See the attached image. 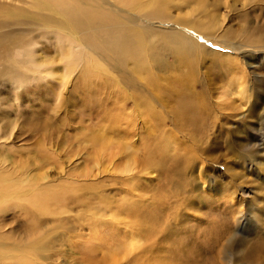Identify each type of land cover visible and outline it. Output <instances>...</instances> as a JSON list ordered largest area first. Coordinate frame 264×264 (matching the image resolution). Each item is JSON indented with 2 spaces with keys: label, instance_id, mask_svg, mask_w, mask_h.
<instances>
[{
  "label": "rangeland",
  "instance_id": "374dc122",
  "mask_svg": "<svg viewBox=\"0 0 264 264\" xmlns=\"http://www.w3.org/2000/svg\"><path fill=\"white\" fill-rule=\"evenodd\" d=\"M36 1L11 0L16 4L13 10L18 16L10 22L12 36L22 42L35 39L38 42L47 25L43 26L36 18L54 24L47 16L53 13L52 8L58 5L62 10L68 5L66 1L60 5L57 0H40L39 5L50 7L46 11L41 7L34 9ZM116 5L123 8L121 4ZM168 6L170 21L162 27L156 22L151 26L188 28L181 32L194 40L191 42L197 48L186 56V59L193 57L192 67L198 73L196 82L185 85L183 75H188L192 68L185 59L180 64L181 58L170 51L156 53L148 68L136 66L134 59L122 65L116 58L113 60L99 51L98 63H103L104 70H91L87 60L79 63L81 66L77 64V68L64 70L68 76L61 83L50 77L38 78L24 86L8 85L9 90L2 92L0 99L8 104L0 114L13 111V118L23 117L25 131L36 129L34 135L38 141L41 139L38 146V141L28 135L31 140L23 152V160H19V154L14 155V158L19 156L17 163L27 164L32 175L48 172L53 179L44 182L45 186L57 185L65 198L73 194V188H83L82 198L90 205L89 209L84 206L85 209L71 214L76 244L71 246L76 248L63 251L65 257L59 264H193V261L194 264H255L260 255L259 260L264 261V0H170ZM85 7L91 9L90 5ZM141 18L142 24H148ZM189 23L197 27H189ZM162 36L158 39L153 35L155 45H159ZM83 41H87L85 36ZM48 56L56 57L61 68L69 67L66 60L58 57L62 53L57 54L55 48H48ZM184 86L187 87L182 89ZM240 87L244 88V97L239 95ZM170 90L174 95L172 100ZM145 102L147 107L143 105ZM172 104H189L206 116L212 115L217 129L206 133L179 129L176 122L180 118ZM18 108L22 110L20 113L16 111ZM128 144L137 152V168L122 175H136L139 185L134 199L123 200L124 196L119 197L117 192L116 196L114 189L116 182L126 184L129 180L128 177L125 182L121 181V170L116 169L127 162L131 153L125 146ZM35 159H39L37 163H31ZM193 162H199L196 171L205 166L207 172L201 179L185 173L189 187L177 191L175 185H182L179 181L182 166L190 169ZM109 194L114 200L113 209ZM117 201L123 203L122 207L139 209L142 219L147 214H157L158 225L152 230L148 228L150 234L144 240L139 237L142 242L135 248L125 243L122 230L108 234L99 226L92 227L94 217L103 220L121 208ZM10 205L23 207L24 214L32 211L42 219L48 218L47 213H42L44 209H34L28 201L16 200ZM59 209L50 214L59 218ZM233 210H240L244 215L231 231L230 239L234 238L239 245L230 247L232 251L227 247L223 260L217 263L215 257L221 252L216 254L208 248L205 234L213 235L217 217L229 215ZM204 215L207 220L200 222ZM192 225H197L194 232L188 231ZM112 238L118 242L114 243Z\"/></svg>",
  "mask_w": 264,
  "mask_h": 264
},
{
  "label": "bare ground",
  "instance_id": "6f19581e",
  "mask_svg": "<svg viewBox=\"0 0 264 264\" xmlns=\"http://www.w3.org/2000/svg\"><path fill=\"white\" fill-rule=\"evenodd\" d=\"M57 1L60 3V5L63 4L64 1H66L68 2L67 3L68 5H65L63 9L61 8L62 10H59L58 5H56L55 9L52 8L53 13L54 12L55 13L54 14L51 13L47 16L48 19H53L51 21H53L52 23L54 24L48 23L47 20H41L39 18H36L38 22L43 24V26L47 25L46 28L48 29L46 30L45 28L44 30L45 32L42 31V35L38 37L39 38L38 42H36V39L34 41L28 39L30 42H26V41L22 42V40L12 36L13 29H11L12 27L10 24V22L14 21L16 17L18 18V16H16V13H14L15 10H13L16 4L14 5L13 3H11V0H4V1L0 0V97L2 96L3 91H5L6 89L9 90L10 87L8 85L11 86L13 84V87L19 85L24 86L29 84L33 80H37L38 78L42 79L45 77L46 78L50 77L51 79L61 83L68 76V74L64 72V70L66 71L72 69L74 66L76 67L77 64L87 60H89L91 63V70L93 68H99L104 70V68L102 67L103 63L102 64L98 63L99 61L97 57L99 55V51H104L105 52L104 55L106 56L108 55L113 60L116 58V60L119 61V63H122V65L128 62L129 59L132 60L134 59V62H136V66L139 65L143 66L142 68L149 67L152 59L157 56L156 53L163 54V52L170 51L179 60L181 58V61H179L180 64H183L184 62L182 61V59H185L187 61V64L192 68L190 69L188 75H183L184 78L183 80L185 85H189V83L193 81L196 82V80L198 79V73L193 69L191 63V59L193 57H189V59H186L187 55H190L192 51L197 49L195 48L196 46H193L191 42L192 39H189V37L186 38V36L182 35L181 31H186V30L188 31V28L179 29L176 28L175 25L172 26L171 28H166V29L160 28V26L162 27L163 25H165L167 22L170 21L169 13L167 12V8L169 7L168 5L170 3V0H117V2L116 0L113 1L89 0V2H87V0H57ZM38 2H40V0H37L34 3L35 5V7L33 6L34 9L36 7H41V8H46L47 11V9L50 8L45 6L46 4L41 6L39 5ZM116 3L121 4L123 8L118 7ZM86 5H90L91 9L87 10L85 7ZM127 12H130L131 14ZM134 12H136L135 15L132 14ZM141 17H143L144 20H147L148 24L146 23L142 24L140 20ZM153 22H156L157 24H161V25L160 26L158 25L159 27H157V25L156 27H153L151 26ZM61 23H63V25ZM188 26L194 28L197 27V26L195 27V24L192 25V23H189ZM153 35H157L158 39L160 36L163 35L162 40L158 42L159 43L158 46L155 45L156 43L153 40ZM83 36H85V40L87 38V41H83ZM84 42H86V44H84ZM49 47L55 48L57 54L62 53V56H58V57H60L61 60L64 61L66 60L69 67L63 69L56 61V57L55 58L49 57L48 56ZM200 49H202V47H200ZM188 60L190 62H188ZM54 65L57 66L53 67ZM186 87L187 86H184L182 87V89H185ZM240 89L241 91L239 95L244 97L246 94L244 93V88L240 87ZM234 93L235 92H232L231 95H234ZM170 95L172 100L174 95L172 94L171 90H170ZM7 104L8 103H4L0 99V111H2L1 109L4 108V106ZM9 104L11 105V103ZM143 105L147 107L148 103L145 102ZM172 107L173 110L175 111L174 113L178 114L179 115L178 118H180L178 122H176V126L179 129L182 130L189 129L190 131L192 130V132L195 131L198 133L199 132L206 133L211 131L215 127L217 129L218 127L217 124L215 123V118L212 115L206 116L205 114L200 113V109L190 107L189 104H184L182 106L179 105L173 106L172 104ZM16 111H19L20 113L22 110L20 111L18 108ZM12 112H8V113L3 112L4 114H0V165L4 166V168H0V264H59L60 263L59 261L65 257L63 251H68V250L72 251L73 248H76L75 246H71V245H76L74 243V237L72 236V226H71V222H72L71 220L74 218V216H72L71 214H73V212L75 211L78 212L80 209H83L84 206L87 209L90 205L84 198H82L83 195H85V190L83 188H78V187L73 188V190L71 191L73 194L65 198V194L63 193L62 190L59 189L57 185H48L47 183V185L45 186L44 182L48 181L49 179H53L51 176L48 175L49 174L48 172L44 171L43 173H37L35 175H32L33 173L27 170L28 169L27 164L24 163L23 165H19L17 163L16 159L19 156L17 155L18 157L14 158L15 153L20 155L19 160L22 161L23 157L25 156L23 152L26 151L27 148L29 147L30 140L34 139V141L37 142L38 137L34 135L35 133H37L36 129L31 128L30 130L25 131L26 129L23 126V123L21 122L23 121V117L19 116V118L18 117L13 118ZM28 135H30L31 138V139L29 138L30 140L28 139ZM40 140L41 139H39V141ZM39 141L37 143L38 146L40 145ZM18 143H20L21 145H18ZM125 146L129 148L128 150H131V153L128 154L129 156L126 159L127 162L121 167H116V169L121 170L120 173L121 176H123V178H120L121 181L125 182L129 177L128 180L129 183L127 181L126 184L122 182L121 183L116 182L115 185H117V188L114 189L115 191L114 194L116 196L117 194L119 197L124 196L122 198L123 200H127L128 198L134 199V197L137 195L136 193L138 192V185H139L137 181L138 177L136 175H131V176L122 175L125 173H131L135 171L137 168L136 160H138L137 152L134 150V147L132 148V146L129 144ZM106 147L109 148V145ZM36 160L39 159H35L34 162L31 163L36 164L37 163ZM198 163L197 164L194 163V166L190 169H185L186 167L185 165H184L185 167L182 166V168L184 169L181 170V174L179 176L180 178L179 181H182V185H175L177 191L186 190L185 188L189 187V184L185 179V173L195 174L198 179H201L202 174L207 172L205 166L199 168V170L196 171L195 170L196 167L199 166ZM200 163L203 164L202 161ZM195 171L196 173H194ZM48 182H52V181H48ZM37 183H41V184L38 185ZM178 183L179 182H177V184ZM184 184L187 186H184ZM120 185L121 187H119ZM128 186H130V188ZM123 187H125V189H123ZM110 198L112 197L110 196ZM16 200L22 202L28 201L34 209H36L37 207L44 209L45 211L42 213H47L48 218L42 219L32 211H30L27 214H24L22 212L23 207H20V209H18L17 206L10 205L13 201ZM118 201L117 203H120ZM161 201L162 200H160V202ZM108 202L110 201H107V203ZM86 203H88L87 206ZM113 205H114V200L112 198L111 208ZM61 207L63 208L61 209ZM57 209H59L57 213L58 216L60 217L54 218L53 215H51L50 213H54ZM138 210H135L131 206L122 207L121 205L120 209H118L117 211L115 210L116 212L114 211V213L109 215V217L107 218L105 216V219L103 220H96V218L94 217L93 218L94 220L92 219L94 223L92 227L99 226L101 227L100 228L101 230H105L106 233L108 234H113V232H115L116 230H122L125 233V239H126L125 243H127V245H129L131 248L132 247L135 248L140 244L141 241L140 238L144 240L145 237L148 234H150V232L147 231L148 228L151 230L155 229V227L159 223V220L156 217L157 214L155 215L147 214V217H144L146 219L145 220L142 219L143 217L142 218L140 217V215L142 214L139 215L140 211ZM179 212H182L181 209ZM229 215H231V217H228ZM229 215H224L219 218L217 217L218 219L217 226L215 225L213 226L215 227L214 229L216 232L214 231L213 235H209V236L205 234V240L210 245L208 248L209 249L212 248L213 252L214 253L216 252V254L217 252L219 253L221 252L220 256L218 255L215 257L217 258V263L219 262V260L221 261L223 260L225 255L224 253H226L225 251L227 247L230 249V247L232 248L235 245L236 246L239 245L236 243L234 238L230 239L232 233L231 231L234 228L235 223L238 224V222L242 221L243 219L242 216L244 215H242V211L240 210L239 211L233 210L232 212L229 211ZM169 216L171 217V215ZM182 216L183 215L181 214V216H177V218H181ZM195 217L198 219L197 216ZM98 218L102 219V216ZM201 220L202 221L207 220L205 215L199 221L201 222ZM103 226H106V228H104ZM196 226L194 225H192L191 227L189 226L190 230L188 231L194 232V230L197 229ZM159 228L162 229L161 227ZM156 231H158V229ZM153 235L152 237H154ZM75 237L76 240H78L79 236L76 235ZM111 240L114 243L118 242L117 239L115 238H112ZM198 240H196V242ZM226 240L227 243L224 244ZM144 242L147 241L145 240ZM79 243H81V240L79 241ZM80 245L82 246V244ZM168 248L169 247L167 246V249ZM181 252H183V250ZM249 252L250 251H248V254ZM184 253L186 252L184 251ZM147 254L149 253L147 252ZM181 254L182 253L178 255L180 256ZM175 256H177V254ZM260 257H262V255H260ZM181 258H177V259H181ZM259 259L257 260L258 263L256 261L255 262L257 264H264V261L263 260L260 261ZM172 260L174 263V259Z\"/></svg>",
  "mask_w": 264,
  "mask_h": 264
}]
</instances>
